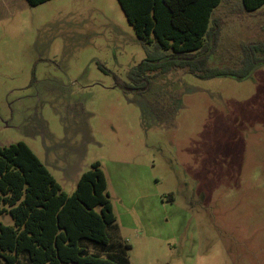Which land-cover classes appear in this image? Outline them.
<instances>
[{
  "label": "rangeland",
  "instance_id": "obj_1",
  "mask_svg": "<svg viewBox=\"0 0 264 264\" xmlns=\"http://www.w3.org/2000/svg\"><path fill=\"white\" fill-rule=\"evenodd\" d=\"M212 17L209 67L235 68L241 44L264 42V5L221 0ZM145 58L116 0H0V147L24 143L68 195L97 162L108 239L129 264H264V66L124 91Z\"/></svg>",
  "mask_w": 264,
  "mask_h": 264
},
{
  "label": "trees",
  "instance_id": "obj_2",
  "mask_svg": "<svg viewBox=\"0 0 264 264\" xmlns=\"http://www.w3.org/2000/svg\"><path fill=\"white\" fill-rule=\"evenodd\" d=\"M47 0H25L36 6ZM146 58L129 74L126 92L151 90L160 76L175 71L199 79L243 81L264 66V42L240 45L237 66L209 67L218 40L214 9L221 0H116ZM264 0H240L245 13ZM152 108V109H151ZM158 117L162 112L150 104ZM0 260L16 264L22 254L30 264H129L108 239L115 217L100 165L82 173L71 194L64 193L46 167L22 142L0 147Z\"/></svg>",
  "mask_w": 264,
  "mask_h": 264
}]
</instances>
